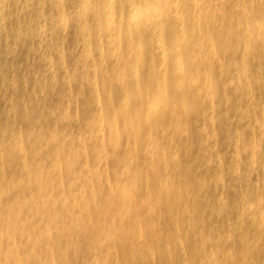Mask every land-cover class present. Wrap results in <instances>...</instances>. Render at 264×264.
<instances>
[{
  "label": "rangeland",
  "instance_id": "374dc122",
  "mask_svg": "<svg viewBox=\"0 0 264 264\" xmlns=\"http://www.w3.org/2000/svg\"><path fill=\"white\" fill-rule=\"evenodd\" d=\"M57 1L0 0L1 263L24 256V264H264V39L246 53L239 35L234 53L222 46L228 75L209 78L208 91L188 99L179 132L146 127L135 148L133 134L96 120L94 96L111 86V64L104 74L86 72L77 2L61 0L70 8L63 14ZM94 47L91 68L103 58ZM101 139L107 145L94 151ZM115 140L118 147L108 145ZM149 140L154 148L143 147ZM12 194L25 213L10 221Z\"/></svg>",
  "mask_w": 264,
  "mask_h": 264
},
{
  "label": "bare ground",
  "instance_id": "6f19581e",
  "mask_svg": "<svg viewBox=\"0 0 264 264\" xmlns=\"http://www.w3.org/2000/svg\"><path fill=\"white\" fill-rule=\"evenodd\" d=\"M76 2H77L78 7L75 9L73 16L77 20V25H78L79 30L81 31V33L83 35V41L82 42H83V45L85 48V51H84L85 54L83 56H84V58H86L85 60H87V63L84 66V69L86 70V72L93 70L95 72L100 71L102 74H104L106 71L105 68L107 67V62L109 61L111 64V66H110L111 72L107 71L108 73H107L106 77L104 78V79H111V81H112L111 86L109 87V89L103 91L104 94L102 96H99L100 94L98 95L97 92H96V95L94 96V102L96 104V110L98 112L96 120H100V123H102L101 120L103 121L105 118H108L107 121L111 125L110 131H112V133L113 132L118 133L119 129L121 128L126 133L127 136L129 134H133V136L134 135L139 136L140 130L145 129L146 127H148V132H149V130L153 131L154 126H157L158 128L159 127H162V128L168 127V128H171L172 130H174L176 132H179L181 130V118L184 115L183 105L188 104V103H186L188 101V99L190 98V102H192V104H193V102L196 99L201 97V94L203 92L208 91L207 89L213 85V83H212L213 81L223 79L225 75L226 76L228 75L227 70L229 69V67L232 63L226 62V64H223L225 62H223L221 59L222 46L227 47L228 50H230L234 53L236 51L235 49H237V47L235 46L236 36L239 35L240 37H244L247 40L246 43H244V45H245L244 52H245V51L249 50L250 43L253 40L264 39V0H76ZM56 5H57L56 6L57 10H59L61 13L64 14V13L69 12L68 10L70 8L69 7L66 8V6L63 4V2L61 0L57 1ZM7 6H8V4H7ZM18 25H20V24H18ZM224 29H226V30H224ZM222 30H224L223 33H222ZM5 37H7V34ZM89 39H91L90 42H89ZM92 42H93V44H91ZM238 44H239V42H238ZM92 45H95L94 48L97 49L98 51H100V53H99L100 56L103 55L102 59L100 57L101 61H99V63H97V64L95 63V65L93 63V65H92L93 68H91V65H88L89 61H90V55H91V53H90L91 49H89V48ZM61 52L62 51H60V53ZM244 57H245V54H244ZM244 57H241V60ZM92 58H94V57H92ZM93 62H94V60H93ZM94 75H96V73H94ZM245 75L246 74H244V77H245ZM209 78H212L213 81L210 82ZM247 79H248V77H247ZM93 80H95V79L93 78ZM229 83L234 84L235 78L229 79ZM247 87H248V85H247ZM250 90L251 89H249V91ZM248 93H250V92H248ZM100 97H102L104 100H102ZM116 99H117V101L114 102ZM192 104H191V106H192ZM187 110H189V109L187 108ZM211 120H213V118ZM118 123H121V126H118ZM100 125L101 124L98 123L96 125V127L100 128ZM98 129H97V131H99ZM164 131H165V129H164ZM55 132H54V134H55ZM117 133H116V135H117ZM54 134H53V136H54ZM149 136H151V132L148 134V138H149ZM154 137H156V136H154ZM102 138H103V136H102ZM118 139L119 138H117V140ZM117 140H115L113 142L109 141L108 145H111V147H118L120 145V143L117 142ZM156 141L158 143V140H156ZM51 143H52V140H51ZM130 143H132V145H135V148L136 147L140 148V146H141L140 145V139L138 137H135V136H134V139ZM155 143L156 142L149 140L143 145V147L148 148V149L154 148ZM23 145H24V143H23ZM106 145H107V143L101 139V141H98L95 144L94 151L99 152V151H101V148H103ZM160 145H163V144L160 143ZM168 146H169V144H168ZM174 147H172V148H174ZM3 148H4V146H3ZM180 148H181V145H180ZM170 150H171V147H170ZM126 152H127V149H126ZM166 152H169V150ZM162 154H164V153L159 151L158 155H162ZM26 155H27V152H26V154H24V156H26ZM58 155H57V158H58ZM96 155H98L96 157V161H97V163H100L101 158H100L99 154H96ZM126 155H128V154H126ZM155 156H156V153H155ZM166 156H165V159H166ZM174 156L176 157V155H174ZM151 157H153V156H151ZM120 158H121V156H120ZM151 159H153V158H151ZM22 160H23V158H22ZM0 161H1V159H0ZM44 161H45V159H43V163H44ZM3 162H4V160H3ZM105 162L107 163V161H105ZM59 163L61 164V162H59ZM23 164H25V163H23ZM84 166L86 167V164ZM88 167H90V166H88ZM27 168H28V166H27ZM54 168L55 167H53V169ZM187 168H189V167H187ZM125 169L126 168H124L123 170H125ZM97 170H98V168H97ZM164 170L166 171L165 168H164ZM137 173L135 174V173L131 172V174H135L137 176H140L141 172L140 173L137 172ZM145 173H146V170H145ZM154 174H156V173L154 172ZM1 175H2V173H1ZM40 175H42V174H40ZM137 176H134V177H137ZM56 177H57V174H56ZM167 177H169V176H167ZM184 177H185V175H184ZM184 177H182V178H184ZM54 179H56V178L54 177ZM132 179L133 178H131L130 180H132ZM163 179H164V177H163ZM173 179H174V176H173ZM33 180H36V179L33 177ZM51 180L52 179H50V181ZM178 180H180V179L178 178ZM36 181H37V183L42 184L41 180L40 181L36 180ZM50 181H49V183L52 184V182H50ZM59 181L61 182V180H59ZM106 181H108V180H106ZM169 181H171V180L169 179ZM55 182H56V180H55ZM132 182H134V181H132ZM165 182H166V180H165ZM165 182H163V183H165ZM190 182H191V180H190ZM108 183H109V181H108ZM146 183H147V180H146ZM22 184L23 183L20 182L18 184V186H21ZM174 184H175V182H174ZM160 185H161V182H160ZM62 186H63V184H62ZM182 186H180V187H182ZM39 187H41V185ZM135 187H137L139 189L138 186H135ZM189 187H186V188H189ZM44 188L46 189L45 186H44ZM145 188H148V186ZM173 188H172V190H173ZM37 189H38V187H37ZM159 189L161 191V188H159ZM3 190H4V188H3ZM123 190H125V188ZM127 191L129 192V190H127ZM165 191H166V189H165ZM168 191H169V189H168ZM3 193H4V191H2V189H1L0 190V196ZM168 193H171V192H168ZM5 194H7V193L5 192ZM174 194H171V195H174ZM148 197H149V195H148ZM169 197H173V196H169ZM178 197H180V196H178ZM31 198H32V195L23 196V203L28 204L31 201ZM40 199H46L45 195L41 196ZM47 199H48V197H47ZM158 199H160V197H158ZM73 200L75 201V199H73ZM160 200H162V199H160ZM160 200H159V202H161ZM172 200L173 199H171V201ZM10 201H12L11 202L12 205L8 208V210H11L13 213L10 214V212L8 211L9 216H7V217H9V219L11 221L12 218L14 219V216H17L18 214L25 213V211H22L18 207V210L19 209L20 210L16 212V210H15L16 206L21 201L20 198L16 194L15 195L12 194ZM63 202H65V200ZM134 202H136V201L134 200ZM168 202H170V201H168ZM166 203H167V201H166ZM25 204H24V206H25ZM167 204H169V203H167ZM172 205H173V203H172ZM176 205L178 206L177 203H176ZM176 205H175V207H176ZM35 206H36V204H35ZM73 206H74V204H73ZM187 206L188 205H186V207ZM30 210H31V206H30ZM168 211L169 212L171 211L170 208ZM15 212H16V214H14ZM27 213H28V211H27ZM180 213H182V212H180ZM54 214L57 215V213H54ZM31 217L33 218V216H31ZM140 217H141V215H140ZM9 219H7V220H9ZM2 220H4V219H2ZM14 221H16V220H14ZM39 221H41V220H39ZM21 222H22V220H21ZM16 223L17 222H15V224ZM138 224H140V222ZM153 224H154V222H153ZM7 226H9V224ZM158 226H159V224H158ZM14 227H16V226H14ZM142 227H145V226H142ZM33 230H34V228H33ZM37 230H40V228ZM58 230L56 229V232ZM62 230H61V232H62ZM4 233H2V235ZM143 233H144V231H143ZM8 234L11 235V233H7V236H8ZM56 234H58V233H56ZM139 234H140V230H139ZM140 236H141V234H140ZM0 237H2V236H0ZM178 239H180V238H178ZM8 240H9V238H8ZM14 240H13V243L15 244ZM1 242H2V240H1ZM56 242L59 244V241L56 240ZM0 245H3V244H0ZM167 245L169 246V244H167ZM10 246H13V245H10ZM10 246H9V248H10ZM0 247H3V246H0ZM50 248H53V247L50 246ZM1 250H3V249H1ZM7 252H8V250H7ZM15 254H19V253H15ZM116 254H117V250H116ZM3 255H4V253H3ZM9 258H8L9 260H12L11 259L12 257H9ZM23 258H24V256L22 258H19L18 260H16L14 264H24ZM153 258H154V256H153ZM52 259H54V258L52 257ZM64 259H65V257H64ZM116 259H117V256H116ZM200 259H202V258H200ZM9 260H7L8 263H6V264H12L9 262ZM1 262H2V260L0 261V264H2ZM52 263H53V261H52Z\"/></svg>",
  "mask_w": 264,
  "mask_h": 264
}]
</instances>
